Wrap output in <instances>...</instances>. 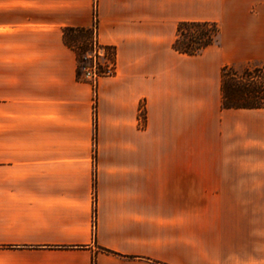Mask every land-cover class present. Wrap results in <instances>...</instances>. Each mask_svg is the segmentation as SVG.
I'll list each match as a JSON object with an SVG mask.
<instances>
[{"label": "crops", "instance_id": "obj_1", "mask_svg": "<svg viewBox=\"0 0 264 264\" xmlns=\"http://www.w3.org/2000/svg\"><path fill=\"white\" fill-rule=\"evenodd\" d=\"M94 20L95 89L62 38ZM262 59L264 0H0V264H264V108L220 89Z\"/></svg>", "mask_w": 264, "mask_h": 264}, {"label": "trees", "instance_id": "obj_2", "mask_svg": "<svg viewBox=\"0 0 264 264\" xmlns=\"http://www.w3.org/2000/svg\"><path fill=\"white\" fill-rule=\"evenodd\" d=\"M220 27L215 21H180L177 24L173 48L183 54L196 55L210 45L219 43ZM64 43L76 58V76L93 64V54L99 75L115 68V47L101 44L96 37V23L91 27L67 26L62 30ZM103 49V53H98ZM236 64H224L220 70L221 105L224 108H264V59ZM82 67V69H81Z\"/></svg>", "mask_w": 264, "mask_h": 264}, {"label": "built area", "instance_id": "obj_3", "mask_svg": "<svg viewBox=\"0 0 264 264\" xmlns=\"http://www.w3.org/2000/svg\"><path fill=\"white\" fill-rule=\"evenodd\" d=\"M96 23V20H94L93 24ZM104 51L103 49H99L98 50V53L102 54ZM94 53L95 52H92L93 54V64L90 65V66H87L86 68H84V71H83V74H82V78L86 79L87 81H89L93 88L95 89V86H96V83H97V78L100 76L98 71H97V66L95 64V56H94ZM112 70L111 68H109L108 66V69L105 71V74L104 75H107V74H112ZM94 220H95V215H94V212H93V225H94Z\"/></svg>", "mask_w": 264, "mask_h": 264}, {"label": "rangeland", "instance_id": "obj_4", "mask_svg": "<svg viewBox=\"0 0 264 264\" xmlns=\"http://www.w3.org/2000/svg\"><path fill=\"white\" fill-rule=\"evenodd\" d=\"M243 63H245V62H239V63H236V66H237V68H240L241 66V64H243ZM81 69H82V67H81ZM83 71H84V69H82ZM84 79V78H83ZM86 80V79H85Z\"/></svg>", "mask_w": 264, "mask_h": 264}]
</instances>
